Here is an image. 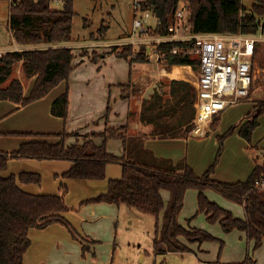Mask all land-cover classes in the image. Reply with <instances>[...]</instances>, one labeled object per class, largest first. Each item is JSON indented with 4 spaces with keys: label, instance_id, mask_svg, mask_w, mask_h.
Listing matches in <instances>:
<instances>
[{
    "label": "trees",
    "instance_id": "trees-1",
    "mask_svg": "<svg viewBox=\"0 0 264 264\" xmlns=\"http://www.w3.org/2000/svg\"><path fill=\"white\" fill-rule=\"evenodd\" d=\"M158 12L164 22L159 33L167 34L166 27L170 17L181 3L190 7V24L195 34H231L258 33L260 20L264 18V1L255 0L248 9L242 0H155ZM76 11L74 0L68 1L63 8L54 7L46 0H24L11 10L9 28L19 46L37 47L41 45H62L72 41ZM103 29V28H102ZM187 43H165L163 51H171L175 46L185 47ZM115 47H113L114 50ZM116 49V48H115ZM113 52V51H112ZM118 57L130 63L131 71L136 65L149 62L145 56V47L140 52L130 45L114 52ZM88 55V54H86ZM98 52L92 53L91 60L98 61ZM76 59L74 49L68 47L35 48L23 51H9L0 59V101H10L20 106H28L45 98L54 88L68 82L74 70ZM173 64L178 67L192 66L199 70V58L187 54L175 56ZM21 64L26 79L36 78L28 96L24 95L21 80L13 79L15 67ZM181 71V70H180ZM177 81H172L175 83ZM180 83V82H179ZM130 86V85H129ZM126 86L124 90H127ZM170 98L156 91L149 100L143 102L140 120L143 125L151 126L154 139H186L191 134L197 115L194 96L188 99L186 91H170ZM127 97V96H126ZM70 106L69 89L53 104L51 113L54 117L68 119ZM257 114L240 130L242 137L251 140L257 128L258 118L264 115V101L256 105ZM111 105H108V117ZM216 120V121H215ZM212 123L217 127L220 119ZM215 163L204 173L198 175L186 159L177 163L171 159L158 157L146 148V136L130 137L127 127L106 128L103 132L81 135L79 131L64 130L57 135L36 133H14L32 140L21 144L19 149L0 151V264H25V256L32 246L30 231L44 230L53 224H62L78 239L71 224L64 217L69 211L63 195L32 194L20 187V184L41 185L42 176L38 173L22 172L18 175L5 176L10 160L32 159L38 161H67L72 166L61 175V189L68 193L64 181H104L107 179V167L120 164L121 178L111 179L105 193L83 201L85 203H108L117 206L127 205L142 214L156 217L157 231L154 251L158 253H190L184 238L190 244L218 241L209 232L192 228L187 229L179 222L188 190L198 191V210L206 215L210 223H220L225 233L240 230L247 234L254 251L264 243V165L256 163L248 179L235 183L220 182L213 178L216 164L223 153L224 141ZM57 137L53 143L46 138ZM70 138H83L74 144H68ZM103 140L102 144L95 142ZM118 138L123 141L124 154L117 156L108 150V141ZM213 190L226 199L241 204L245 208V219L234 214L215 202L206 191ZM170 192V201L165 203L163 192ZM162 215V221L160 216ZM83 244V242H81ZM88 248L83 245V252ZM243 264H255L248 255Z\"/></svg>",
    "mask_w": 264,
    "mask_h": 264
},
{
    "label": "rangeland",
    "instance_id": "rangeland-1",
    "mask_svg": "<svg viewBox=\"0 0 264 264\" xmlns=\"http://www.w3.org/2000/svg\"><path fill=\"white\" fill-rule=\"evenodd\" d=\"M254 1L255 0H242V4L250 9L253 6ZM132 3L133 0H74L76 17L74 19L72 41L70 43L73 46L72 48L74 49L75 54H81L82 57L87 58L90 56L92 57V53L97 51L100 56H98V61L93 63L100 64L103 67H114L118 71H121L123 66L129 67L130 63L127 60L125 61L118 57L114 52L121 51L124 46L119 43L123 40L130 39L133 35L134 12L132 9ZM10 16L11 6L8 0H0V48L14 51L17 43L9 28ZM260 22L261 25L264 26V18L261 19ZM259 34L264 37V32H260ZM98 41H100V43ZM46 47L47 46H38L37 48L43 49ZM113 47L116 49L114 48L113 50ZM27 48L18 49L23 51ZM31 48L35 49L36 47H30V49ZM262 48L260 58L258 59L257 80L249 99L242 101L237 105L229 106L223 113H221L217 117L220 119L219 124L214 129L211 127L212 130L207 138L200 140L196 136L197 138L192 137L191 143L186 142L183 144L182 148L186 157L188 158V155L190 154L189 157L192 163H189L195 168L200 176H203L204 173L215 163L221 147L220 138L227 136L231 129L235 130L224 141L223 153L219 162L216 164L213 178L226 183L244 181L252 174L251 172L257 162L264 163V115L258 118L259 125L253 131L250 141L242 137L240 134V130L244 124L252 120L257 114V103L264 101V45ZM18 49L16 48L15 50ZM77 57L78 56H76V58ZM110 57H116L121 64H116L114 66L108 60H106L104 64L102 63V60L106 58L109 59ZM86 63L87 64L84 67L89 65V62ZM146 64L140 71H151L152 69L156 71V67L153 65L151 66V63L148 62ZM102 66H100V68ZM180 70L179 67L173 70V72L176 73V77H174L175 79L180 77ZM182 71L186 70L183 69ZM193 75V81H195L199 75V71L193 70ZM12 78L27 82V79L24 77L21 70V64H18L15 67ZM63 85H67V82H64ZM49 141L57 142V139L56 137H52ZM53 162L57 163L58 161L41 162L45 163L41 166L42 184H32L39 189V191H35V194L63 195L65 197L67 193L64 194V191L60 186L61 182L59 184L63 171L60 168L61 166H58L57 169L59 171H56V164ZM110 165L113 166L112 169L116 172H121V178L123 174L121 165ZM111 174H113V170L111 171ZM40 190L45 193H41ZM209 192L214 193L211 194L212 197L216 198L217 196L220 199V201H218L219 204L223 208L231 211L236 218L241 217L242 219H245V208L243 205L226 199L216 191L210 190ZM188 193L191 194L190 196H187L184 210L180 215L181 223L185 226H193L192 228L205 230L216 237L218 241L193 243L190 245L193 252L190 253L157 254L154 251V240L156 237L158 222L156 217L142 214L127 205H122L117 206L121 209L118 211L117 219L111 225L112 231L109 238L110 241L108 242L110 244L111 255L108 246H105V243L102 242L104 246H99L97 248L96 255H93L94 252H91L92 256L100 259V262H93L94 260L92 259L94 258H90V261L92 262L91 264H102V261L107 260L109 256V264H243L248 255L256 260L255 252L257 253L261 249L264 258V248L254 251L253 245L249 244V240L244 235L239 234V236H236V230L226 234L219 222L210 223L206 216L198 210V191L189 190ZM70 194L71 195L68 196V198H65L70 212L67 211V214L65 213L66 215L64 214V217L71 224L74 234H76L78 239H75L69 229L64 225H55H62L66 229L69 238L65 237V244H70L68 248L71 249V252L75 253L78 242H84L88 246L85 254H83V250H81L82 258H84L86 254L90 252V246L95 245L96 242L94 241L92 243L89 239L79 235L80 233L78 231L80 227L78 221H76L70 214L78 211L79 204L83 202L81 201L83 194L80 189L77 188H72ZM170 196V192L164 191V197L167 203L170 201ZM212 200L215 201L214 199ZM215 202H217V200ZM161 216L160 221H162L163 218ZM55 229L57 230L58 228H53L52 230L48 229L46 231L49 232L46 233L39 232L41 230H33L31 233V239H33L32 244L35 242L36 248L42 243L49 244L46 240H53L54 237L59 236L58 231H55ZM28 251L30 255L31 252L33 253L34 249L30 247ZM56 261L63 264L65 257H57ZM27 264H31V261L29 260V263L27 262ZM70 264L86 263L76 260L74 263Z\"/></svg>",
    "mask_w": 264,
    "mask_h": 264
},
{
    "label": "crops",
    "instance_id": "crops-1",
    "mask_svg": "<svg viewBox=\"0 0 264 264\" xmlns=\"http://www.w3.org/2000/svg\"><path fill=\"white\" fill-rule=\"evenodd\" d=\"M98 42L100 43V41ZM42 46H47L46 48L73 47L71 43L53 46ZM16 47L25 48L18 45ZM76 56L78 57L73 62L75 68L70 76L69 81L67 82V85L64 86V82L61 83L58 87L54 88L45 98L38 100L28 106H20L10 101H0V151H15L19 149L21 144L32 140L29 137L12 135L14 133L57 135L66 130L69 133L79 131L81 135H85L93 132L100 133L105 131L106 128L117 129L120 127H127L130 137L146 136V148L154 152V154H156L158 157L171 159L175 163L186 159L188 164L195 170V168L190 164L192 163L189 157L190 154L187 158L182 147L186 142L191 143L192 137L196 136L190 134L186 139H154L151 136L152 127L143 125L140 120V113L142 111L143 102L145 100L151 99L154 92L156 91L164 93L165 98L170 99H172L170 96V91L172 89H175L176 91H186L188 99L191 100L194 96L197 105L198 98L196 93L195 81H193V68L190 67V69L189 66L179 67V69H181V75L179 78L175 79L165 76L164 71H159V69L157 68L156 71L154 69H152L151 71H140L145 64L134 66L133 69L135 71H131L130 65L129 67L123 66L122 70L118 71L114 67H103L100 64L93 63V61L91 60V56L87 58L82 57L81 54H76ZM106 60H108L114 66L116 64H121V62H119L116 57H110L109 59L106 58L102 60V63L104 64ZM86 62H89V65L87 67H84L87 64ZM100 66L102 67L100 68ZM183 69H185L186 71H182ZM166 71L172 72L173 70L168 69ZM35 79L36 78L34 77L32 79H27V82L22 81L25 96H28L30 94ZM172 81L177 82L172 83ZM126 86L129 87L127 90H124ZM67 89H69L70 106L68 119L65 122L62 118L54 117L51 113V108L52 104L62 94H64ZM109 104L111 105V112L109 113L108 117L105 118L104 116L107 114ZM211 127L212 124L209 126V131L206 137L198 138L200 140L207 138L210 134V131L212 130ZM51 138H46L45 140L49 141V139ZM56 139L57 142L60 141L59 138L56 137ZM78 140L80 142H83V138H70L67 143L71 145ZM120 140L121 139L118 140V138H112L108 141V150L117 156H122L124 154V144L123 141ZM95 142L97 144H102L103 140L101 138H96ZM41 162L42 161L32 159L10 160L8 170L4 172V175H18L22 172H32L41 175V166L47 163ZM54 164H56V171H59L57 167L61 166L60 168L62 169L63 173L69 170L72 166V163L67 161H58ZM112 168L113 166L108 165L106 171L107 179L104 181H64V183L69 188V191L65 198H68V196L71 195L70 191H72V188L80 189L81 193L83 194L81 201H85L97 195L105 193L108 189L109 180L120 178L121 172H116ZM112 170L113 174H111ZM215 180L220 181L218 179ZM60 182L61 181L59 180V184ZM20 187L26 192L32 194H35V191H39V189L37 187H34L33 185L20 184ZM209 191L210 190L206 191V194L212 202H215L216 200L217 202L220 201V199L216 195V198H213L211 194L214 193H211ZM40 192L45 193L41 190ZM187 193L184 199V207L186 204L187 196H190L191 194L188 193L187 195ZM162 194L164 201L167 204V201L164 197V192ZM211 198L215 201H213ZM217 204L220 205L219 202ZM79 205L80 206L78 211L70 214L76 221H78L80 227L78 231L80 233L79 235L89 239V241H91L92 243L95 241L98 244L95 243V245L90 246V252H88L86 256L82 258L81 250H83V245H85L86 247L88 246L84 242L83 244L78 242L75 253L71 252V249L68 248L70 244H65V237L69 238L66 229L62 225L54 224L52 226H49L48 229L52 230L53 228H58L57 230L55 229V231H58L59 236L54 237L53 240H46L49 242V244L42 243L41 245H38V248H36L35 242H33L31 248L34 249V251L33 253L31 252L30 255L29 251L27 252L25 256V264H27V262L29 263V260L31 261V264H62L56 261L57 257H65V261L63 264L74 263L76 260L85 262L86 264H91L92 262L90 261V258H94L92 259L94 260L93 262H100V259L98 257L92 256L91 252H94L93 255H96L97 248L99 246H104L103 243H105V246H108L111 255V249L109 246L110 244L108 243L110 241L109 238L112 231L111 225L117 219L118 211H120L121 208L117 207V205L108 203L83 204V202H81ZM184 207L182 209V212L184 210ZM179 222L187 229H192L193 227L183 225L180 221V217ZM48 229L46 228L39 232L46 233L49 232L46 231ZM33 230L38 229H32L30 231V238H32L31 233ZM236 232V236H239V234H241L247 237V234L245 232L239 230H236ZM181 241L184 244L188 245L193 252V249L190 247L191 244H189L184 238H181ZM249 244L252 245V243L250 242ZM261 248H264V243ZM255 254V264H264L262 249L257 253L255 252ZM108 258L107 260L102 261V264H109L110 260H108Z\"/></svg>",
    "mask_w": 264,
    "mask_h": 264
},
{
    "label": "built area",
    "instance_id": "built-area-1",
    "mask_svg": "<svg viewBox=\"0 0 264 264\" xmlns=\"http://www.w3.org/2000/svg\"><path fill=\"white\" fill-rule=\"evenodd\" d=\"M23 1L8 0L11 10ZM46 1L54 7L63 8L70 0ZM132 9L133 35L119 43L123 48L133 45L135 51L140 52L145 47V56L149 63L159 71L178 68L172 61L180 54L200 59L199 75L195 80L197 115L191 135L206 137L209 126L221 113L229 106L237 105L251 96L257 80L258 59L264 45V37L259 33L264 32V26L260 23L256 34H195L190 24V7L181 3L170 17L166 27L167 34H162L159 31L165 26L155 0H133ZM171 42L187 45L175 46L171 51L161 49L163 44ZM15 49L14 51H20ZM7 52L9 51L0 48V59Z\"/></svg>",
    "mask_w": 264,
    "mask_h": 264
},
{
    "label": "bare ground",
    "instance_id": "bare-ground-1",
    "mask_svg": "<svg viewBox=\"0 0 264 264\" xmlns=\"http://www.w3.org/2000/svg\"><path fill=\"white\" fill-rule=\"evenodd\" d=\"M164 75L171 78L176 77V73L173 71L172 72L164 71Z\"/></svg>",
    "mask_w": 264,
    "mask_h": 264
}]
</instances>
